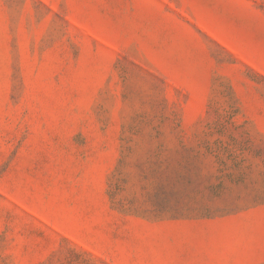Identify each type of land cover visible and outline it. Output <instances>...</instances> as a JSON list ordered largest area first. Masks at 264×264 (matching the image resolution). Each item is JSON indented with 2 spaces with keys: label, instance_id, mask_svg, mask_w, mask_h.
<instances>
[{
  "label": "rangeland",
  "instance_id": "1",
  "mask_svg": "<svg viewBox=\"0 0 264 264\" xmlns=\"http://www.w3.org/2000/svg\"><path fill=\"white\" fill-rule=\"evenodd\" d=\"M0 264H264V0H0Z\"/></svg>",
  "mask_w": 264,
  "mask_h": 264
}]
</instances>
